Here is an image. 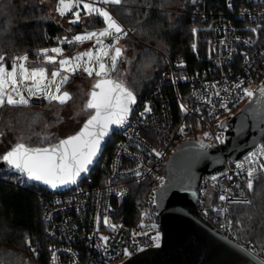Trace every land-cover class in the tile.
<instances>
[{
  "label": "built area",
  "instance_id": "2783aa9c",
  "mask_svg": "<svg viewBox=\"0 0 264 264\" xmlns=\"http://www.w3.org/2000/svg\"><path fill=\"white\" fill-rule=\"evenodd\" d=\"M229 3L233 5L232 9H229ZM192 6V17L199 19L202 25L196 32L203 30L209 35L205 39L208 42L207 57L200 67L190 70L184 58L172 59L162 53L166 70L145 101L135 106L130 117L132 127L128 129V136L121 134L123 130L115 133L112 137L116 144L113 154H102L99 163L78 185L63 192H50L45 208L50 264H122L130 258L141 256L148 249L160 248L161 215L157 194L162 182L158 178L163 177L165 184L167 161L181 143L193 140L190 138L192 135L199 137L196 141L203 140L204 143L213 144L211 148L220 149L229 140L230 122L235 116L232 115L252 99L242 94L237 98L233 95L234 88L229 86L243 81V86L257 91L263 82L264 32L252 33L250 29L257 25L264 26V0H224V5L222 0H193ZM129 34L133 36L132 31ZM249 38L250 45L242 43ZM214 87L228 88L227 92H221V96L231 109L229 112L220 108L219 101L212 97L216 104L213 111L217 119L209 116V105L206 103ZM33 104L45 107L49 103ZM181 104L185 105V110L181 109ZM145 106H150L153 111L141 118L138 113ZM201 114L203 119H200ZM221 121H227L226 128H219ZM185 124L189 126L181 133L179 129ZM205 133L213 137L222 134L226 142L221 145L218 141L209 140ZM121 144L124 148L120 147ZM136 144L141 147L137 148ZM152 149L163 155L156 156ZM130 169H139L141 176L136 177ZM148 169L151 171L148 172ZM221 171L228 172L233 179L220 176ZM221 171L214 174L218 177L216 181L204 177L198 210L226 238L264 262V253L258 252L250 241H240L238 232L241 226L230 213L235 206L249 205L235 204L231 200L252 201L256 184L264 176L255 181L253 190H248L246 173L241 171L238 177L233 175V161L226 162ZM236 183L241 185L243 196L240 189L233 187ZM132 184L143 185L145 189L144 195L137 191V197L142 198L135 203L133 214L125 212L128 203L135 198L136 190ZM122 192L123 196L120 195ZM222 193L230 199L220 201ZM105 215L111 223L119 226L115 232L103 223ZM141 232L145 235H140ZM133 233L137 235L134 237ZM157 233L160 235L159 246L153 239ZM101 235L111 238L107 248L99 240ZM97 244L101 246L98 248ZM124 248H128L133 255H125Z\"/></svg>",
  "mask_w": 264,
  "mask_h": 264
},
{
  "label": "trees",
  "instance_id": "16d2710c",
  "mask_svg": "<svg viewBox=\"0 0 264 264\" xmlns=\"http://www.w3.org/2000/svg\"><path fill=\"white\" fill-rule=\"evenodd\" d=\"M48 1L0 0V54H6L9 65L14 56L27 53L29 66L51 68L53 66L44 61L42 49L59 46L58 40L64 37L72 40L74 34L86 28L96 30L103 27L102 23L88 24L83 10V22L73 25L70 23L74 18L72 14L62 17L57 13L58 0ZM150 2L154 6L151 10L142 7L144 0H132L131 3L125 0V7L110 8L115 18L133 32V36L129 34L128 38H121L123 56L116 72L137 95L136 107L156 88L166 70L162 53L172 59L184 58L190 70L200 67L208 53L205 39L209 35L203 30L192 31L202 27L199 19L192 17L193 0ZM192 44L198 48H192ZM87 47L88 44L77 42L65 44V55L74 57ZM94 83L95 77H88L80 69L63 88L72 94L67 104L54 101L45 107L32 104L0 108V132L4 133L0 137V155L10 150L20 136L25 137L26 143L30 137L33 146H38L35 143L37 138L63 139L78 131L87 118L88 113L82 109L86 93ZM71 121L74 122L70 126ZM190 138L199 139L196 135ZM115 145L111 139L103 156L112 155ZM132 188L136 190L135 198L125 208V212L131 214L135 203L142 198L137 197V191L143 195L145 192L143 185L132 184ZM49 194L33 183H19L18 175L13 172L0 171V264H50L45 221ZM251 202L233 207L230 213L241 226L239 238L250 241L256 249L264 252V179L256 184Z\"/></svg>",
  "mask_w": 264,
  "mask_h": 264
},
{
  "label": "snow or ice",
  "instance_id": "6c2138e0",
  "mask_svg": "<svg viewBox=\"0 0 264 264\" xmlns=\"http://www.w3.org/2000/svg\"><path fill=\"white\" fill-rule=\"evenodd\" d=\"M129 3L132 0H128ZM112 6L125 7V0H58L57 11L60 15H65L72 12L73 19L70 21L73 25L82 23L81 11L83 10L88 24L102 23L103 27L99 30H88L87 28L81 34H75L72 40L64 37L58 40L59 44H72L74 42H93L92 47L85 50L74 57H63L57 60V55L63 54L61 47L51 49H42L41 54L45 57L46 62L53 67L47 68L44 66H29L27 53L16 55L11 59V63H7L6 54H0V108L8 107H27L33 103L43 104L58 102L60 105L66 104L72 99V94L68 90H62L69 82L70 78H74L78 70L83 66L82 71L88 77H95V83L91 90L86 93V100L83 104V109L88 113L87 118L83 121L82 126L74 134H69L65 138L58 137H43L37 138L35 142L38 146H33L31 138L29 142H25V137H17V141L11 146V149L0 155L2 160L9 169H14L18 173V180L21 183L35 182L36 184L44 185L53 190L61 188H69L70 186L78 185L81 179L87 178L92 167L99 163L103 154V146L111 136L120 130L122 135L128 136V129L132 127L130 116L133 113L134 106L137 104V95L134 90L121 78L116 72L118 64L123 56V49L119 46L121 38H128L130 29H126L114 13L110 11ZM143 8L151 10L154 6L150 0H144ZM229 9L233 5L228 4ZM147 18L148 13H144ZM140 23V21H137ZM193 32L196 29H192ZM252 33L264 32V26L257 25L251 28ZM244 44H251V38L242 41ZM196 48V44L191 45ZM51 52L54 55H49ZM247 60V56L245 54ZM109 63H105V60ZM148 66V65H146ZM251 66L250 64L248 65ZM115 73V75H114ZM219 83V82H217ZM227 84V79L225 80ZM244 82L229 86L234 88L233 95L237 98L242 94L248 98H253L256 95V90L243 86ZM208 87V85H205ZM54 88V91L51 90ZM227 92L228 88H213L212 96L206 103L209 105L208 114L211 118L217 119L214 113L216 104L212 97L219 101L220 108L231 111L228 103L223 101L221 92ZM259 95L264 102V87L259 88ZM181 109L185 110V105L181 104ZM153 109L150 106H145L144 110L138 115L143 118L152 113ZM196 111V110H194ZM200 115V119H203ZM59 122V119L56 121ZM189 125L185 124L179 131L182 133L184 128ZM227 127V121H221L219 128ZM135 132V129H133ZM4 133L0 132V137ZM209 140L218 141L219 144H224L226 138L222 134H217L214 137L209 133H205ZM131 140L132 137H129ZM52 140L57 142L53 143ZM200 149L204 150L200 155H207V149L213 147V144L204 143L203 140L197 142ZM47 145V146H45ZM124 148V145H120ZM140 148V144H136ZM156 156L163 155L160 151L152 149ZM131 155V154H130ZM223 163V161H222ZM235 163V172L233 175L239 176L241 171L246 173V188L254 189V183L261 176H264V142H261L259 147L249 150L244 154L243 160L239 158ZM136 177L141 176L139 169H130ZM148 172L151 169L147 170ZM124 175V174H122ZM220 176H227L229 180L233 176L226 171H221ZM161 180L160 188L158 189L161 197L166 196L168 186ZM218 177L213 175L212 181H216ZM236 189H240V194L243 196V189L239 183L233 185ZM182 191H187V188L181 187ZM121 196L124 193H120ZM230 199L223 193L219 196L220 201ZM235 204H251V200L232 199ZM99 225V220H97ZM103 223L113 232L119 227L111 223L109 217H103ZM155 228V225H152ZM98 230V229H97ZM140 235H145L141 232ZM137 234L133 233L135 237ZM111 238L108 236H99V240L103 242L105 248L109 244ZM153 239L159 246L160 235L157 233ZM30 243V242H29ZM135 240L133 244L135 245ZM97 244L96 247H100ZM34 251V250H33ZM125 255L131 257L133 253L128 248H124Z\"/></svg>",
  "mask_w": 264,
  "mask_h": 264
},
{
  "label": "water",
  "instance_id": "95a60500",
  "mask_svg": "<svg viewBox=\"0 0 264 264\" xmlns=\"http://www.w3.org/2000/svg\"><path fill=\"white\" fill-rule=\"evenodd\" d=\"M92 43L88 42V47ZM260 87H264V80L256 95L231 120L229 140L220 149L209 148L205 156L200 155L204 150L199 148L196 140L184 141L178 146L166 165L167 195L161 197L159 192L157 194L162 245L160 248L148 249L141 256L130 258L122 264H264L250 251L221 234L198 210L204 177H212L228 161L241 160L247 151L263 142L264 102L259 95ZM113 135L103 146V153ZM0 171L19 175L2 160ZM29 182L48 192H63L73 187L53 190ZM182 186L187 191H182Z\"/></svg>",
  "mask_w": 264,
  "mask_h": 264
},
{
  "label": "rangeland",
  "instance_id": "374dc122",
  "mask_svg": "<svg viewBox=\"0 0 264 264\" xmlns=\"http://www.w3.org/2000/svg\"><path fill=\"white\" fill-rule=\"evenodd\" d=\"M45 2H49L48 0H44ZM57 13L59 14V12L57 11ZM71 14V12H68V13H66L65 15H61L62 17H64V16H67V15H70ZM60 15V14H59ZM195 33H196V31H195ZM121 41V40H120ZM77 43H81V42H77ZM83 44H88V42H83ZM64 45L65 44H60L59 46H57V47H61L62 48V50H63V54H62V56L61 55H57V60H59L60 58H63V57H70V56H66L65 55V50H64ZM119 46H120V44H119ZM197 47L196 48H198V45H196ZM92 46H90V47H87V48H84L83 50H81L78 54H80V53H83L85 50H88V49H90ZM121 47V46H120ZM161 52H162V50H160ZM159 51V52H160ZM49 55H54L53 53H51V52H49L48 53ZM78 54H76V55H78ZM75 55V56H76ZM44 61L46 62V59H45V57H44ZM106 61V63H109V60H105ZM28 65H29V59H28ZM47 63V62H46ZM48 64V63H47ZM80 70V69H79ZM51 90H53L54 91V88L53 89H51ZM63 90V89H62ZM235 114H233L232 116H234ZM73 122L74 121H71V124H70V126L73 124ZM65 132V130L64 129H62V133H64ZM240 239V241H245V240H243V239H241V238H239ZM245 242H248V241H245ZM253 247H254V245H252ZM255 248V247H254ZM256 249V248H255ZM256 250H258V249H256ZM258 252H262V251H259L258 250ZM262 253H264V252H262Z\"/></svg>",
  "mask_w": 264,
  "mask_h": 264
}]
</instances>
